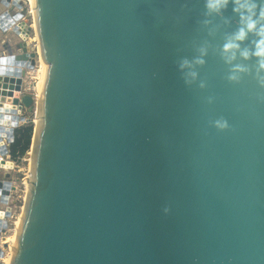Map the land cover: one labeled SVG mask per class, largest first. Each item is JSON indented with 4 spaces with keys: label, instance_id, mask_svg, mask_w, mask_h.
I'll return each instance as SVG.
<instances>
[{
    "label": "water",
    "instance_id": "95a60500",
    "mask_svg": "<svg viewBox=\"0 0 264 264\" xmlns=\"http://www.w3.org/2000/svg\"><path fill=\"white\" fill-rule=\"evenodd\" d=\"M19 1L0 0V41L30 35ZM35 22L39 51L7 38L0 51V141L32 120L24 110L40 121L10 264H264V87L256 58L238 53L248 71L228 79L232 3L217 14L205 0H35ZM201 47L186 82L179 65ZM40 58L38 100L24 78ZM12 188L0 180L2 203Z\"/></svg>",
    "mask_w": 264,
    "mask_h": 264
},
{
    "label": "clouds",
    "instance_id": "9594fccd",
    "mask_svg": "<svg viewBox=\"0 0 264 264\" xmlns=\"http://www.w3.org/2000/svg\"><path fill=\"white\" fill-rule=\"evenodd\" d=\"M233 5V11L239 15L240 26L226 38L222 45V55L226 63L232 64L237 57V53L244 59L256 58V80L264 87V0H205V7L209 13H222L229 3ZM207 23V21H206ZM249 34H253L255 39L250 41L251 47L242 46ZM206 48H200V55L192 60L183 59L180 63L181 69H187L186 82L195 80L198 77L195 65L203 64ZM248 68L243 64H232V70L228 74V79L238 81L240 73L247 72ZM201 86L204 82L201 81ZM209 97V102L212 101ZM218 129L229 127L228 121L220 118L213 121Z\"/></svg>",
    "mask_w": 264,
    "mask_h": 264
},
{
    "label": "rangeland",
    "instance_id": "374dc122",
    "mask_svg": "<svg viewBox=\"0 0 264 264\" xmlns=\"http://www.w3.org/2000/svg\"><path fill=\"white\" fill-rule=\"evenodd\" d=\"M25 1H26V3L23 0H21V3L24 6L25 11H26V8L28 7V1L27 0H25ZM4 9H5V7L0 5V11H2ZM33 11H35V7H34ZM27 21H28V26L32 25L33 24L32 16H28ZM29 34H30V37L26 38V40H22V39H20L19 36H17V43L25 41L28 44L29 49L35 48L36 45L38 47V37H37V34L35 32V27H33L31 29ZM33 51H36V49ZM42 62H41V59H38L36 67L27 73L26 84L29 83L31 87L35 86L37 80H39V78L42 74V66H43ZM35 113H36L35 109L32 112H29L27 110L23 111L24 116L32 119V121L34 123V128L37 125L36 124L37 118H36ZM31 153H32V147L30 148V151L27 153L29 156L26 155L23 159L15 162V164L13 165L14 166L13 168L0 169V179H7L13 185L12 191H11L10 196H9V206L14 209V216L9 220L10 226H12V223L15 220L17 221V224H18L20 215L23 214V210H24V206H25V203L27 200V194H28L27 184H28V182H29L28 180L31 176V168H32V163H31L32 160L30 158ZM7 160H10V159L7 158ZM10 161H12V160H10ZM10 161H9V163H12ZM6 174H8L9 176L6 177ZM0 206H5V204L0 203ZM12 228H13V226H12ZM15 231H16V227H14V229L10 230V233H8V236L5 238L6 242L12 243L10 239H12V237L14 236ZM6 252H7V250H6ZM8 259H9V257L6 258V262L8 261Z\"/></svg>",
    "mask_w": 264,
    "mask_h": 264
},
{
    "label": "built area",
    "instance_id": "2783aa9c",
    "mask_svg": "<svg viewBox=\"0 0 264 264\" xmlns=\"http://www.w3.org/2000/svg\"><path fill=\"white\" fill-rule=\"evenodd\" d=\"M23 1L26 3L25 0H23ZM27 1H28V7L26 8V11H25L24 6H23L22 4H20V3H19L20 6H19V7H18V6H15V9H14V12H19V13L22 14V18H21V20H24V21H26V22H28V21H27V17H28V16H32V19H33V7L31 6L30 1H29V0H27ZM5 10H9V9L5 8ZM31 26H32V25H31ZM29 37H30V35H29ZM20 38H21V37H20ZM34 39H35V38H34ZM35 49L38 50L37 45H36L35 48H33V49L31 48V49H29V50L33 51V50H35ZM26 77H27V76H26ZM26 77L24 78V80H26ZM25 86H26V88L28 87V89H26ZM24 88H25V90L28 91V92H29V90H31L30 92L33 94V96H34L35 98H37L36 91H35V86L31 87L30 84L27 83V84L24 85ZM10 143H11V142H9L8 139H7L6 137H4V138H2V140L0 141V147H2L3 145H5V146L8 147ZM7 158H9L10 160H12V159L10 158L9 153H7V154H5V155H3V154L0 153V161H1L2 159L7 160ZM10 160H7V161H10ZM10 162H12V163H11V164H12V165H11V168H13V167H14L13 165L15 164V161L12 160V161H10ZM0 169H8V168H2V167H0ZM9 169H10V168H9ZM0 180H4V179H0ZM11 191H12V190H11ZM10 193H11V192H10ZM0 197H1V194H0ZM0 203H2L1 200H0ZM2 204H4V203H2ZM8 206H9V204H8V205L5 204V206H0V209H1V210H4V211L6 212ZM13 216H14V209L11 207L10 214L4 216V218L7 219V222H8V225H7L8 233H10V230H11V229H14V227H15L16 220L12 223L13 228H12V226L9 225V224H10L9 220H10ZM6 243H7L6 240L0 242V248L3 250V253H4L3 257L0 258V264H5V262H4L5 258H6L7 256H10V255H11V249L8 247L9 243H7V247H5V244H6ZM6 250H7V252H6Z\"/></svg>",
    "mask_w": 264,
    "mask_h": 264
},
{
    "label": "trees",
    "instance_id": "16d2710c",
    "mask_svg": "<svg viewBox=\"0 0 264 264\" xmlns=\"http://www.w3.org/2000/svg\"><path fill=\"white\" fill-rule=\"evenodd\" d=\"M34 133L32 120L19 124L14 130V139L8 146L10 158L15 162L23 159L30 151Z\"/></svg>",
    "mask_w": 264,
    "mask_h": 264
},
{
    "label": "bare ground",
    "instance_id": "6f19581e",
    "mask_svg": "<svg viewBox=\"0 0 264 264\" xmlns=\"http://www.w3.org/2000/svg\"><path fill=\"white\" fill-rule=\"evenodd\" d=\"M30 1V4H31V6L33 7H35V0H29ZM19 3L20 4H22L21 3V0L19 1ZM33 4V5H32ZM34 7H33V9H34ZM35 12V11H34ZM36 22H35V24L33 23L32 24V27H35L36 28ZM39 46V45H38ZM39 50H40V47H39ZM41 59V58H40ZM41 62H42V60H41ZM42 64H43V66H42V74H41V76H40V78H39V80H37V82H36V84H35V91H36V95H37V99L38 100H40V98H41V96H42V91H43V89H44V84H45V80H46V75H47V69H48V65L45 63V62H42ZM41 64V65H42ZM41 70V69H40ZM37 88V89H36ZM38 92V93H37ZM38 102H40V101H38ZM39 104V103H38ZM37 123V127L39 126V123H40V121L39 120H37L36 121ZM32 154V153H31ZM32 163V162H31ZM0 166L2 167V168H11V163H9V161H7V160H5V159H2L1 161H0ZM30 178H31V176H30ZM29 182H28V184H27V187L30 189V179L28 180ZM27 188V190H29ZM28 192V191H27ZM22 218H23V215L21 214L20 215V218H19V223L17 224V221H16V224H15V227H16V231H15V234H14V236L12 237V239H10L11 240V242L12 243H10V242H7V243H9V245H8V247L11 249V256H12V252L14 251V249H15V246H16V242H17V239H18V233H19V230H20V228H21V223H22ZM6 243V244H7ZM11 256H7V257H9V259H8V261L6 262V258H5V260H4V262H5V264H10V262H11Z\"/></svg>",
    "mask_w": 264,
    "mask_h": 264
},
{
    "label": "crops",
    "instance_id": "0c3cea01",
    "mask_svg": "<svg viewBox=\"0 0 264 264\" xmlns=\"http://www.w3.org/2000/svg\"><path fill=\"white\" fill-rule=\"evenodd\" d=\"M4 11H5V9L0 11V14H2ZM5 38H7V40L12 44V46H15L17 44V34H14L13 32L9 31V32H7ZM5 38H3L0 41V51L2 50L1 44L3 43L4 40H6ZM26 82H27V80H24V85L26 84ZM6 102H10V98L9 97H6ZM22 123L23 122H20V124H22Z\"/></svg>",
    "mask_w": 264,
    "mask_h": 264
}]
</instances>
